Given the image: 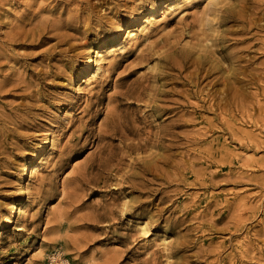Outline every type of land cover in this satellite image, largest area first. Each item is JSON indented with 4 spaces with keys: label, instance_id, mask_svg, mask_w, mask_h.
<instances>
[{
    "label": "rangeland",
    "instance_id": "1",
    "mask_svg": "<svg viewBox=\"0 0 264 264\" xmlns=\"http://www.w3.org/2000/svg\"><path fill=\"white\" fill-rule=\"evenodd\" d=\"M167 1L0 0V264H264V0Z\"/></svg>",
    "mask_w": 264,
    "mask_h": 264
},
{
    "label": "bare ground",
    "instance_id": "2",
    "mask_svg": "<svg viewBox=\"0 0 264 264\" xmlns=\"http://www.w3.org/2000/svg\"><path fill=\"white\" fill-rule=\"evenodd\" d=\"M180 0H170V1H167L166 3H164L161 7H159V8H155V9H152V10H150L149 11V13H148V15L146 16V17H144L143 19H142V21H141V28L142 29H146V27L147 28H149L150 26H149V24L152 22V19L154 20V18L156 17V16H158V15H160V14H163V13H165L167 10H169V9H172V7H173V5L175 4V3H178ZM209 2V1H208ZM185 11V10H184ZM163 17V16H162ZM158 20V19H157ZM157 23V22H156ZM215 24V23H214ZM140 28V29H141ZM149 30V29H148ZM147 29H146V31H148ZM145 33V32H144ZM135 33L133 32V28H130L128 31H127V33H126V35H125V37H124V39L120 42V44H122L124 41H125V39H127L128 37H130V36H132V35H134ZM135 41V40H134ZM119 44V45H120ZM105 47V46H104ZM109 47H111V46H109ZM101 48H103V47H101ZM123 49V48H122ZM121 49V50H122ZM124 51V50H123ZM95 52V58H92L91 56H88V58H87V63H86V65L84 66V68H83V71H82V74H81V76L82 77H84V76H86V74L89 72V70H91V69H93L94 67H96L95 66V62H96V60L97 59H100L99 57L102 55L101 53H102V51H101V49H98V50H95L94 51ZM98 64H99V61H98ZM188 65V64H187ZM102 68V67H101ZM196 68H197V66H196ZM199 68V67H198ZM100 69V68H99ZM102 70V69H101ZM92 73V72H91ZM92 75V74H91ZM94 75V74H93ZM98 76V75H97ZM186 76V75H185ZM195 77H196V75H195ZM89 78V77H88ZM87 79V78H86ZM86 79H84L83 80V82H85V80ZM82 82V83H83ZM82 83L81 84H79V86L77 87V89L80 91L81 89H82ZM85 91H86V89H85ZM138 95V94H137ZM137 98V97H136ZM114 121V120H113ZM133 124V123H132ZM120 126V125H119ZM136 126V125H135ZM106 128V127H105ZM117 129V128H116ZM119 129V128H118ZM123 130V129H122ZM123 134V133H122ZM51 140V139H50ZM37 166L38 165H33V166H31V167H28V169H30V175H32V173L33 172H35V169L37 168ZM37 170V169H36ZM84 172V171H83ZM29 175V176H30ZM22 176V175H21ZM22 178V177H21ZM27 192V191H26ZM25 192V193H26ZM22 193V192H21ZM126 206V205H125ZM22 210H23V208H22V205L20 206V207H18V213L20 214L21 212H22ZM122 212V211H121ZM20 218V217H19ZM140 227V226H139ZM17 228H20V227H17ZM144 231V232H146L147 230H145L144 228H142L141 229V231ZM144 232H142V233H144ZM147 233V232H146ZM148 236V235H147ZM163 238V237H162ZM167 241V240H166ZM164 244V243H163ZM39 254H40V252H39ZM40 257V256H39ZM37 259V258H36ZM48 259H49V261H48ZM38 264H71V262H69L68 261V258H66L65 257V255H64V247L63 246H61V247H59V246H57V245H54L53 246V249L52 250H50V252L48 253V254H46L45 252H44V255H42V257L40 258V260H39V263Z\"/></svg>",
    "mask_w": 264,
    "mask_h": 264
}]
</instances>
